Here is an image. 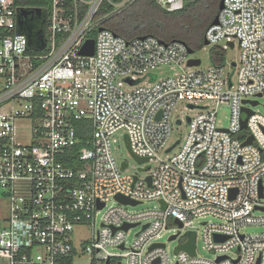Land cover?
<instances>
[{
	"label": "built area",
	"instance_id": "2783aa9c",
	"mask_svg": "<svg viewBox=\"0 0 264 264\" xmlns=\"http://www.w3.org/2000/svg\"><path fill=\"white\" fill-rule=\"evenodd\" d=\"M45 1L46 47L31 54L26 35L16 30L19 6L0 0V197L7 213L0 259L65 264L62 260L78 252L75 228L90 226L81 252L91 264H122L120 259L125 264H264V233L241 231L264 225V217L254 215L264 212V115L253 111L257 105L243 103L264 95V0H223L216 24L204 33L208 46L239 49L232 73L225 62L188 66L199 59L182 42L153 36L126 40L104 28L108 17L135 0ZM193 1L155 3L177 12ZM105 3L113 10L99 16ZM88 40L94 41L93 55H81ZM161 67L172 74L153 79L152 71ZM180 103L200 113L186 117V136L167 152L175 145L168 141ZM224 103L230 109L227 128L216 124ZM243 108L251 111L245 128ZM87 131L89 139L76 150ZM120 132L134 156L148 159L137 164L149 167L137 170L145 176L127 173L126 161L121 169L123 162L113 153ZM249 138L252 142L243 145ZM117 196L136 204L123 205ZM152 202L158 207L140 213L126 209ZM99 211L104 214L96 228ZM208 217L222 221L201 223L203 250L213 253L212 259L199 256L192 230L195 218ZM173 222L179 232L169 241L176 247L187 242L186 233L195 232L194 256L179 250L171 259L159 242ZM131 230L134 241L128 247ZM155 244L163 247L151 248Z\"/></svg>",
	"mask_w": 264,
	"mask_h": 264
},
{
	"label": "trees",
	"instance_id": "16d2710c",
	"mask_svg": "<svg viewBox=\"0 0 264 264\" xmlns=\"http://www.w3.org/2000/svg\"><path fill=\"white\" fill-rule=\"evenodd\" d=\"M15 6L46 8L45 0H13ZM120 2L121 0H111ZM220 0H196L185 4L177 12H167L160 8L155 0H135L130 6L110 16L104 22V28L126 40L153 36L162 42L179 41L193 52L204 47V33L218 14ZM113 7L105 3L99 11V16L106 15ZM31 54H36L30 52ZM209 60L213 65H222L225 53L218 47L209 51ZM77 149L85 145L89 139V131L84 136ZM71 166V165H69ZM73 256L62 262L72 264ZM109 264H115L110 261Z\"/></svg>",
	"mask_w": 264,
	"mask_h": 264
},
{
	"label": "rangeland",
	"instance_id": "374dc122",
	"mask_svg": "<svg viewBox=\"0 0 264 264\" xmlns=\"http://www.w3.org/2000/svg\"><path fill=\"white\" fill-rule=\"evenodd\" d=\"M223 43H221L218 48H223ZM213 48L211 46H204L200 50H195L193 54L191 55L192 58H197L201 61V66L206 67L210 65L209 60V51ZM225 66H226V72L232 73V69L230 68L231 63L237 62L239 60V49L235 47L234 49H228L225 52ZM173 71L169 69V67H161L156 70L152 71L153 79L157 78H163L166 76H170ZM151 79H147V82H151ZM258 105L254 107L253 111L257 114L264 115V95L258 100ZM200 113L199 109H186V104L180 103L176 110L173 112V125H172V132L170 139L168 141V145L174 144L176 141L180 140L183 141L184 137L186 136L188 127L186 123V117L188 116H194L196 114ZM177 120H182L181 124L178 125L176 122ZM230 123V109L227 106L226 103L221 104L218 108L217 115H216V124L218 127L227 128ZM116 139L115 144H113V153L116 157V160L121 163L123 161L128 162L129 166L126 169L127 173H132L140 176H145L144 173H139L138 165L137 163L129 156L128 151L126 149L125 143H124V137L123 132L118 133L114 136ZM178 150V147L174 149L175 152ZM166 155L163 154L162 157H165ZM264 183V179H263ZM112 204V202L109 203V206ZM157 203H144L142 205H138L135 207H127L126 209L129 212L132 213H140L147 210H152L157 208ZM104 214V211H99L96 215V228L98 227L100 223V219L102 215ZM254 215L256 217H264V212H255ZM7 213H6V203L3 200V198L0 197V228H3L5 226V219H6ZM208 222L209 224H222L221 220H218L214 217H208L207 219L203 218H195L193 220V229L197 232V239H196V245L198 254L201 257L212 259L213 253H209L205 250H203L204 246V239H203V227L202 222ZM178 225L174 222L169 225V229L167 231H164L161 234V237L159 239V242L164 243L166 245V251L168 252L171 259H173L175 255V247L177 245L176 241H169V237L171 235L177 234L179 232ZM91 227L90 226H77L74 230L73 237L75 240V243L78 246V252L77 255L73 257L72 264H91L90 257L83 254L81 251L82 244L89 241L91 236ZM243 233L249 234V235H255V234H263L264 233V225H250L245 227L241 230ZM134 233L135 230H131L126 234V242L127 246L130 247L134 241ZM110 252L113 253H119L118 251L114 249H109ZM122 261V264H125V261L123 259H120ZM119 260V261H120ZM118 261V260H117ZM117 263V262H116ZM2 264H5L4 261H2Z\"/></svg>",
	"mask_w": 264,
	"mask_h": 264
},
{
	"label": "water",
	"instance_id": "95a60500",
	"mask_svg": "<svg viewBox=\"0 0 264 264\" xmlns=\"http://www.w3.org/2000/svg\"><path fill=\"white\" fill-rule=\"evenodd\" d=\"M223 7V0H220L218 9L221 10ZM217 22V17L214 18L211 24H216ZM18 33H23L27 37V49L29 51L33 52H41L45 49L46 47V9L45 8H37V7H19L17 8V28H16ZM230 47L232 48V44H229ZM204 46H208V42L204 41ZM94 52V41L93 40H88L84 43V45L81 47L80 54L84 56H92ZM189 54H192V50H188ZM200 64V60H189L188 61V66H198ZM234 66V64H232ZM261 97V95H259ZM244 104H251L253 106L258 105V101H243ZM192 108V107H190ZM242 111L246 114V118L242 121L241 123V128L246 127V120L247 118L251 115V111L247 108H243ZM160 116V113L158 114ZM159 118V117H158ZM187 122H189V118H187ZM252 142V138L247 139L243 143V145H248ZM124 143L126 146V149L128 151V154L132 157V159L137 163V164H142L144 162H147L148 159H140L134 156L131 152L130 145L128 142L127 136H124ZM175 145H173L171 148L167 150V152H170ZM127 164L123 162L121 164V169L123 170L126 168ZM148 166L145 168L141 169L139 168L138 170L140 171H147ZM148 184H150V178H147ZM260 197L262 198L263 193H262V187L260 186ZM119 203L123 205H135V202L129 201L127 198H123L120 196H117L115 198ZM103 205L99 206L101 208ZM162 209L165 208V205L162 203L161 206ZM260 210H264V208H260ZM175 223H177L179 226L181 224L175 220ZM129 228V225L123 226L122 229L126 230ZM145 228V227H144ZM186 236L188 238L187 242L181 245H178L175 249V252L179 250H183L187 252L189 255L194 256L195 254V232H188L186 233ZM175 236H172L170 239H174ZM216 240L222 241L223 239L216 237ZM156 246H161L163 245H158L155 244L151 248H154ZM223 257L219 258L218 260H221ZM109 261H107L105 264H108ZM120 264V263H116Z\"/></svg>",
	"mask_w": 264,
	"mask_h": 264
},
{
	"label": "crops",
	"instance_id": "0c3cea01",
	"mask_svg": "<svg viewBox=\"0 0 264 264\" xmlns=\"http://www.w3.org/2000/svg\"><path fill=\"white\" fill-rule=\"evenodd\" d=\"M2 261H4V263L7 264L6 261L3 259H0V264H2Z\"/></svg>",
	"mask_w": 264,
	"mask_h": 264
},
{
	"label": "flooded vegetation",
	"instance_id": "af4514ba",
	"mask_svg": "<svg viewBox=\"0 0 264 264\" xmlns=\"http://www.w3.org/2000/svg\"><path fill=\"white\" fill-rule=\"evenodd\" d=\"M109 264V263H108Z\"/></svg>",
	"mask_w": 264,
	"mask_h": 264
}]
</instances>
